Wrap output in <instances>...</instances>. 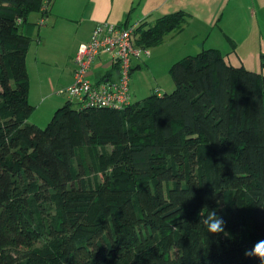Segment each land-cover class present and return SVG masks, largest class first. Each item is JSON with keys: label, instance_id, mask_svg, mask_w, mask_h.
<instances>
[{"label": "trees", "instance_id": "1", "mask_svg": "<svg viewBox=\"0 0 264 264\" xmlns=\"http://www.w3.org/2000/svg\"><path fill=\"white\" fill-rule=\"evenodd\" d=\"M32 12L46 0H0V264H262L245 252L264 240V73L203 48L171 65V92L122 109L68 98L41 127ZM189 16L138 25L137 43ZM210 210L223 233L207 232Z\"/></svg>", "mask_w": 264, "mask_h": 264}, {"label": "rangeland", "instance_id": "2", "mask_svg": "<svg viewBox=\"0 0 264 264\" xmlns=\"http://www.w3.org/2000/svg\"><path fill=\"white\" fill-rule=\"evenodd\" d=\"M52 1L46 0L47 5L51 6ZM107 1L106 3V0H63L62 2L66 4L73 3L78 6V12L73 20L60 18L55 30L52 23L48 22V17L45 16L47 23L41 24L38 20L33 22L35 18L41 17L38 12H32L29 15L28 24L33 26V29L29 32L31 43L26 61L29 74V101L34 105V109L28 117L29 122L45 127L53 117L55 110L67 101L68 96L60 93L59 90L68 86L70 82V71L73 63L69 53L73 42L82 33L81 27L78 29L81 25L79 19L82 14L87 15L88 12L94 11L99 14L109 12L111 0ZM107 20L116 23L114 20ZM30 21L33 23L31 24ZM252 21H254L253 26H257V19L250 20V23ZM197 22L195 21L193 25L185 27L186 29L181 34L166 35L161 44L149 48L151 53L149 61L143 63L141 67H135L130 75V90L133 101H141L154 92L173 91L175 82L170 73L171 65L187 54H195L203 48L212 47L211 45L216 44L215 33L217 29L212 31L208 40L202 35L192 36L191 31L196 27ZM134 25L135 23L130 24V26ZM26 26L22 27L25 31ZM219 40L220 37L217 36L218 43H220ZM199 43V48L196 50L195 47ZM230 47L232 50L229 51L228 55L225 54L228 61L234 65L264 73L263 31L261 32L258 28V31L253 33L248 40L238 46ZM222 51L227 53L226 50ZM146 56L149 55H142L141 59L148 58ZM45 90L50 93L51 97H45L46 100L43 101L42 92ZM62 100L63 102L58 104V101ZM40 101H43L41 105H39ZM57 104L58 106L54 108ZM51 106L52 110H49ZM48 110L50 111L49 114L46 112Z\"/></svg>", "mask_w": 264, "mask_h": 264}, {"label": "crops", "instance_id": "3", "mask_svg": "<svg viewBox=\"0 0 264 264\" xmlns=\"http://www.w3.org/2000/svg\"><path fill=\"white\" fill-rule=\"evenodd\" d=\"M62 1L63 0H53L52 5L48 6V12L45 15L48 17V22L52 23L54 30L60 18L64 17L65 19L73 20L76 18L78 12V6L73 3L66 4ZM107 2L106 0V3ZM176 11H185L190 15L189 23L186 25V28L189 25H193L195 21H198L196 27L191 31L193 37L202 35L205 38L207 37L208 40L212 31L217 29L216 33H218H215L216 44L211 46L226 50L227 53L224 54L227 55L229 51L232 50L230 46H238L240 43L245 42L253 33L255 34L258 31V28L261 32H264V0H111V10L109 12L99 14L93 11L88 12L87 15H81L79 19L81 25L78 29L81 27L82 33L80 37L73 42L72 49L69 53L73 67L70 71V82L68 84L73 82L75 69L74 57L78 47L81 43L90 39L92 31L98 22L111 19L116 23L128 24L129 26L135 23L134 26L136 27L142 23H146L148 27L154 24L159 17ZM38 13L42 17V13ZM41 17L35 18L33 22L37 20L40 21ZM254 19H257L256 22L258 27L253 26L254 21L250 23V20ZM33 22L30 21L31 24ZM32 27L33 26L28 24L26 26V31L28 33L31 32L33 29ZM184 29L178 34H181ZM255 29L257 30L255 31ZM217 36L220 37V43L217 42ZM198 45H200V43L196 45V50L199 48ZM224 47L226 49H223ZM150 56L151 53L149 56H146L148 58L133 59L131 73L135 67H141L143 63H147ZM90 77L96 82L102 79H117L119 77L118 64L114 63L110 53H103L95 60L90 72ZM158 93L162 94L160 91H158ZM42 94L43 101L46 100L44 99L45 97H51L50 93L46 90L43 91ZM42 102L40 101L39 105H41ZM61 102H63V100L58 101V104H61ZM132 102L135 101L132 100ZM58 104L55 105L54 108H56ZM49 110H52V106ZM49 110L46 111L47 114H49Z\"/></svg>", "mask_w": 264, "mask_h": 264}, {"label": "built area", "instance_id": "4", "mask_svg": "<svg viewBox=\"0 0 264 264\" xmlns=\"http://www.w3.org/2000/svg\"><path fill=\"white\" fill-rule=\"evenodd\" d=\"M39 22H46L45 15ZM136 28L108 20L98 22L90 39L78 47L73 82L59 92L81 106L116 109L129 106L132 103L129 80L133 59L150 54L148 47L137 43ZM103 53H110L114 63L118 64L119 77L96 82L91 79L90 72L95 60Z\"/></svg>", "mask_w": 264, "mask_h": 264}, {"label": "clouds", "instance_id": "5", "mask_svg": "<svg viewBox=\"0 0 264 264\" xmlns=\"http://www.w3.org/2000/svg\"><path fill=\"white\" fill-rule=\"evenodd\" d=\"M225 223L226 222L223 218L217 215L215 210L208 211L206 218L203 220L207 232L212 234L223 233L225 231ZM245 255L255 256L261 260L262 264H264V240L256 242L251 250L245 252Z\"/></svg>", "mask_w": 264, "mask_h": 264}]
</instances>
